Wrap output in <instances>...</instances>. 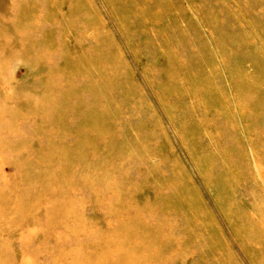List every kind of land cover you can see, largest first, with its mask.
<instances>
[{"label":"rangeland","instance_id":"1","mask_svg":"<svg viewBox=\"0 0 264 264\" xmlns=\"http://www.w3.org/2000/svg\"><path fill=\"white\" fill-rule=\"evenodd\" d=\"M28 263L264 264V0H0V264Z\"/></svg>","mask_w":264,"mask_h":264},{"label":"bare ground","instance_id":"2","mask_svg":"<svg viewBox=\"0 0 264 264\" xmlns=\"http://www.w3.org/2000/svg\"><path fill=\"white\" fill-rule=\"evenodd\" d=\"M74 61H75V60H74ZM76 64H78V63H76ZM65 96H66V95H65ZM42 113H44V112H42ZM56 116H57V115H56ZM61 117H62V116H61ZM39 125H40V124H39ZM60 154H61V153H60ZM62 154H63V153H62ZM49 208H50V207H49ZM20 211H21V210H20ZM51 215H52V214H51ZM19 216H22V213L19 212ZM23 216H25V215H23ZM31 216H33V214L30 215V217H31ZM31 219H32V218H31ZM80 220H81V219H80ZM49 221H50V220H49ZM82 222H83V221H82ZM49 223H50V222H49ZM142 239H143V238H142ZM144 242H145V241H144ZM99 249H100V248H99ZM154 252H155V251H154ZM132 253H133V252H132ZM29 261H30V260H29ZM134 262H135V261H134ZM134 262H133V263H134ZM28 264H29V263H28ZM30 264H31V263H30Z\"/></svg>","mask_w":264,"mask_h":264}]
</instances>
